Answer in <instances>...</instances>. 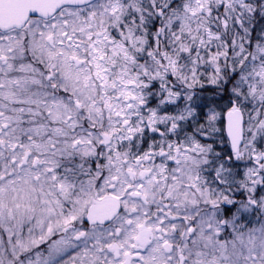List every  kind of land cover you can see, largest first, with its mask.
<instances>
[{
	"label": "snow or ice",
	"instance_id": "snow-or-ice-1",
	"mask_svg": "<svg viewBox=\"0 0 264 264\" xmlns=\"http://www.w3.org/2000/svg\"><path fill=\"white\" fill-rule=\"evenodd\" d=\"M0 264H264V0H0Z\"/></svg>",
	"mask_w": 264,
	"mask_h": 264
}]
</instances>
